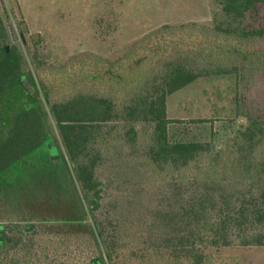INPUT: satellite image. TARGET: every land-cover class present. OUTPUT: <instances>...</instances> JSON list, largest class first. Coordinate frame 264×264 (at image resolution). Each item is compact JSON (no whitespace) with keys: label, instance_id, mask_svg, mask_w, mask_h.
Instances as JSON below:
<instances>
[{"label":"trees","instance_id":"obj_1","mask_svg":"<svg viewBox=\"0 0 264 264\" xmlns=\"http://www.w3.org/2000/svg\"><path fill=\"white\" fill-rule=\"evenodd\" d=\"M215 1L212 28L166 25L67 81L39 76L0 11V264H210L264 249V118L223 139L171 136V95L264 72V0ZM92 82L109 94L74 91Z\"/></svg>","mask_w":264,"mask_h":264},{"label":"rangeland","instance_id":"obj_2","mask_svg":"<svg viewBox=\"0 0 264 264\" xmlns=\"http://www.w3.org/2000/svg\"><path fill=\"white\" fill-rule=\"evenodd\" d=\"M0 11L8 15L12 43L28 60L39 54V76L67 81L121 59L141 40L155 43L148 35L166 25L210 29L221 7L215 0H0ZM99 85L74 91L109 94ZM168 116L173 140L207 141L212 131L226 138L232 127L264 118V72L241 68L237 76L199 79L168 98ZM210 264H264V249H226Z\"/></svg>","mask_w":264,"mask_h":264},{"label":"water","instance_id":"obj_3","mask_svg":"<svg viewBox=\"0 0 264 264\" xmlns=\"http://www.w3.org/2000/svg\"><path fill=\"white\" fill-rule=\"evenodd\" d=\"M7 51H9V47L6 48ZM243 128V126H241Z\"/></svg>","mask_w":264,"mask_h":264}]
</instances>
